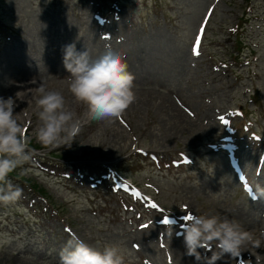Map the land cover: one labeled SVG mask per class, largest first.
<instances>
[{"label":"rangeland","instance_id":"rangeland-1","mask_svg":"<svg viewBox=\"0 0 264 264\" xmlns=\"http://www.w3.org/2000/svg\"><path fill=\"white\" fill-rule=\"evenodd\" d=\"M70 43L94 57L111 48L135 75L137 101L114 122L88 121L74 103L63 67ZM41 85L81 115L70 146L33 136ZM0 96L16 100L30 138L18 176L0 182L23 189L0 202V264H58L73 235L120 245L125 264L166 255L191 264L185 215L264 221V197L248 195L264 188V0H0ZM223 135L232 148H221Z\"/></svg>","mask_w":264,"mask_h":264},{"label":"clouds","instance_id":"clouds-1","mask_svg":"<svg viewBox=\"0 0 264 264\" xmlns=\"http://www.w3.org/2000/svg\"><path fill=\"white\" fill-rule=\"evenodd\" d=\"M63 67L68 73V91L74 103L85 107L84 116L88 121L114 122L137 101L135 75L121 55L111 48L94 57L88 49L78 51L75 44L70 43L63 48ZM37 91L39 123L33 136L45 147L70 146L81 131V115L67 105L62 91L43 85ZM15 107L13 97L0 96V182L22 161L29 159L30 138L14 113ZM22 193L23 189H13L9 184L7 192L0 188V202L15 203ZM260 197H264V188L258 187L255 198ZM188 216L182 225L183 241L186 254L194 257L197 264H216L225 256L239 257L249 245L261 246L260 239L227 215ZM171 234L170 228V237ZM58 264H125V257L116 243L98 247L73 235L59 251Z\"/></svg>","mask_w":264,"mask_h":264},{"label":"bare ground","instance_id":"bare-ground-1","mask_svg":"<svg viewBox=\"0 0 264 264\" xmlns=\"http://www.w3.org/2000/svg\"><path fill=\"white\" fill-rule=\"evenodd\" d=\"M206 15H207V12H206V14H205V16H204V18L201 20V22L199 23V25H198V28H197V31H196V36H195V41H194V44L192 45V48L193 47H196L195 45H196V38H197V36H200L199 35V33L201 32V29H202V27H203V23H204V19H205V17H206ZM258 208H260L263 212H264V200H260L259 202H258V207H257V209ZM222 216V215H221ZM235 216V215H234ZM234 216H232V217H234ZM239 216V215H238ZM235 220H237L246 230H248V231H250V232H253L254 231V227H255V225H257V224H260V227H259V229L258 230H260L261 232L260 233H257V234H255V236L256 237H258L261 241H262V243H261V246L260 247H256L255 249H254V253H250L249 251H248V247H247V250H244L241 254H240V258L239 259H237V262L239 263V264H249L250 262H252L253 264H264V236H262L261 234L262 233H264V221H261V220H259V221H257V223L255 224V225H253L254 223H253V219H255V217L254 218H252V219H248L247 218V216H242V217H240V218H234ZM254 221H256V220H254ZM161 230V229H160ZM159 232V231H158ZM256 232V231H255ZM166 233V232H165ZM168 234L166 233V236H167ZM174 236V235H173ZM86 241H88V240H86ZM167 245V244H166ZM184 247V246H183ZM181 248V247H180ZM163 249H164V251L165 252H167L166 251V249L167 250H170L171 248L169 247H163ZM184 249V248H183ZM256 252V253H255ZM187 255V254H186ZM173 256V255H172ZM175 256H173V258H174ZM192 258V257H191ZM146 259V261L149 259V258H145ZM183 261H187V260H189L190 261V259H189V257L187 256V257H183V258H181ZM153 260V259H152ZM165 260L166 261H160V262H158V263H160V264H171V262H173L172 260H169L168 259V256L166 255L165 256ZM158 263H155V264H158ZM177 263L178 264H182V263H179L178 261H177ZM190 263L191 264H197V262L194 260H192V261H190Z\"/></svg>","mask_w":264,"mask_h":264},{"label":"snow or ice","instance_id":"snow-or-ice-1","mask_svg":"<svg viewBox=\"0 0 264 264\" xmlns=\"http://www.w3.org/2000/svg\"><path fill=\"white\" fill-rule=\"evenodd\" d=\"M199 42H200V37L197 36V38H196V43L199 44ZM194 51H195V49H194ZM188 218H189V216H188V215H185L184 219H188ZM163 223H165V224L169 223L168 219L165 218L164 221H163ZM142 227H145V226L142 225Z\"/></svg>","mask_w":264,"mask_h":264},{"label":"trees","instance_id":"trees-1","mask_svg":"<svg viewBox=\"0 0 264 264\" xmlns=\"http://www.w3.org/2000/svg\"><path fill=\"white\" fill-rule=\"evenodd\" d=\"M13 174H14V175H13ZM9 175L18 176V175H17L16 173H14V172L10 173ZM31 185H32V187L35 186V187H33V190H34L35 192H40V193L44 194L41 190H39V188L36 187V183H33V184H31Z\"/></svg>","mask_w":264,"mask_h":264}]
</instances>
